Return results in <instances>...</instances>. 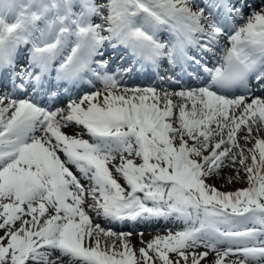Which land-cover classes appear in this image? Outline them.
<instances>
[{
  "label": "snow or ice",
  "instance_id": "snow-or-ice-1",
  "mask_svg": "<svg viewBox=\"0 0 264 264\" xmlns=\"http://www.w3.org/2000/svg\"><path fill=\"white\" fill-rule=\"evenodd\" d=\"M0 264H264V0H0Z\"/></svg>",
  "mask_w": 264,
  "mask_h": 264
},
{
  "label": "rangeland",
  "instance_id": "rangeland-1",
  "mask_svg": "<svg viewBox=\"0 0 264 264\" xmlns=\"http://www.w3.org/2000/svg\"><path fill=\"white\" fill-rule=\"evenodd\" d=\"M254 141L250 142L246 147H253L254 146ZM231 175H235V173L231 170L228 169L227 171L224 170V172L222 173L223 177H229ZM241 175H243V173H241ZM121 183H124L123 180H121ZM209 183H214L215 186L217 188H219L222 191H234L237 188H243L247 186V183L245 180L240 179V180H234L233 182L229 183L227 182L226 179L223 178H213L212 180L209 181ZM101 223L102 226L104 227H108L109 225L104 222V221H99ZM137 225V226H136ZM135 226L132 225H127L125 227L116 225L115 226V230L117 232L120 231H133L134 235L132 237V241L134 244H136L137 247H139V239L140 236L138 235V233L143 232V239L145 241L150 240L151 238H153L155 235L157 234H165V229L167 227H170V225L161 222L159 224H136Z\"/></svg>",
  "mask_w": 264,
  "mask_h": 264
},
{
  "label": "bare ground",
  "instance_id": "bare-ground-1",
  "mask_svg": "<svg viewBox=\"0 0 264 264\" xmlns=\"http://www.w3.org/2000/svg\"><path fill=\"white\" fill-rule=\"evenodd\" d=\"M70 131H71V130H70ZM85 138H87V137H85ZM227 170H228V169L226 168L225 171H227Z\"/></svg>",
  "mask_w": 264,
  "mask_h": 264
}]
</instances>
